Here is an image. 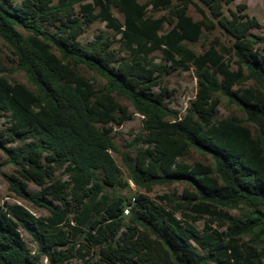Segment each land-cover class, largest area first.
Returning <instances> with one entry per match:
<instances>
[{"label":"trees","instance_id":"obj_1","mask_svg":"<svg viewBox=\"0 0 264 264\" xmlns=\"http://www.w3.org/2000/svg\"><path fill=\"white\" fill-rule=\"evenodd\" d=\"M234 2L0 0V37L33 86L0 74V113L9 119L0 130V149L16 166V174L7 175L10 189L49 211L38 217L22 204L0 205V264H45L43 258L71 264L77 253L86 258V247L98 259L84 264H262L261 253L241 242L261 218L228 212L243 200L264 206V31L251 34L264 26L246 3L230 8ZM191 6L202 19L188 14ZM150 7L168 13L152 18ZM96 20L121 37L98 34L83 45L82 32ZM165 24L170 28L164 32ZM216 27L233 38L236 69L216 47L197 54L185 43ZM157 50L165 62H156ZM190 67L198 88L179 115L166 103L172 91L164 76ZM219 93L246 117L218 118ZM121 97L143 116L135 151L123 152L128 178L112 154L118 150L113 126L134 114ZM192 149L211 162L186 161ZM129 178L145 190L175 182L186 187L165 206L144 193L119 194L116 188L127 187ZM29 182L40 190L32 191ZM205 216L226 230L200 231L193 222ZM82 236L87 243L76 248Z\"/></svg>","mask_w":264,"mask_h":264},{"label":"rangeland","instance_id":"obj_2","mask_svg":"<svg viewBox=\"0 0 264 264\" xmlns=\"http://www.w3.org/2000/svg\"><path fill=\"white\" fill-rule=\"evenodd\" d=\"M20 1V0H17ZM91 0H82V3L90 2ZM141 3H145L148 0H139ZM240 3H246V11L250 16L257 17L262 26H264V0H235L233 4L230 5V8L236 9L237 5ZM80 6H77L79 9ZM227 11V8H226ZM113 14L120 22H124V14L121 13L117 8H113ZM168 13V10L165 8L154 9L152 7L148 10V15L152 18H159ZM80 14V13H79ZM188 14L193 16L195 20L202 19V14L198 11L195 6L189 8ZM50 30H55L54 27L46 24ZM170 28L169 25L165 24L163 31H168ZM263 27L254 28L251 30L252 35H261L263 34ZM98 34L110 35L119 39L121 34H116L115 30L108 26L106 21L96 20L90 25L86 26L84 31L80 36V40L83 45L87 46L88 43L93 40ZM185 43L197 54L205 52L210 47L214 46L216 49L225 56V59L232 64V68L236 69L237 57L234 53L232 44L233 38L228 35L220 27H216L212 30H207L204 28L202 36L197 41H185ZM114 47L117 49L120 48V42H116ZM155 56L156 62H165L163 59L166 54L162 50H157L153 53ZM14 54L11 51L10 47L3 41L0 37V74L9 78L11 81H18L25 83L26 85L33 87L31 82L28 80L25 72L17 68V64L14 60ZM170 64V63H169ZM81 71L87 76L95 80L98 85H105L106 79L99 76L95 72L88 70L86 67H81ZM165 84L168 85L169 89L172 91L170 97L166 99L167 105L179 112V115H184L186 108L189 102L194 99L197 88H198V78L196 76L194 67L189 69H178L171 74L165 75ZM251 82H247L245 85H249ZM236 88V87H235ZM220 104L218 118H226L230 116H237L239 118H245L246 115L234 102H232L229 97L223 93L218 94ZM120 100L129 107V110L134 113L135 108L132 103L124 97H121ZM9 125V119L4 113H0V130L6 128ZM253 126V125H252ZM254 131H256L255 126H253ZM143 131V116L139 113H134L132 118L125 121L120 126H113L112 135L114 142L118 150H113L112 154L116 159L119 167L120 173L125 178L129 177L127 167L123 160V152H134L135 146L133 145L135 137ZM188 162H195L201 160L204 162H211V158L195 149H192L184 158ZM16 174V166L11 163L8 159V156L0 149V205H12L15 203L22 204L32 211L36 216H47L49 211L45 207H41L33 203L27 198L19 196L15 191L11 190L9 187V181L7 175ZM57 177H62L64 179L67 176L62 172L58 171L56 173ZM29 187L32 191H39L40 187L33 182H29ZM186 184L183 182H175L168 185H154L151 190H145L139 188L130 178L129 185L127 187H117L116 190L119 194L125 197H133L138 193H144L148 195L153 200L168 206L170 204L169 199L179 200L180 195ZM162 197H167V199H162ZM228 212L234 216L241 218H256L260 217L261 222L255 226L254 231L241 238V242H249L262 256V264H264V206L256 207L249 204L247 201H240L232 208H228ZM181 218L183 215L178 214ZM190 220V219H189ZM127 221V219H126ZM191 221V220H190ZM195 226L200 231L210 232L213 229L224 231L226 226L220 225L218 220L212 219L210 216L201 217L193 222ZM212 228V230H211ZM23 238L26 240L28 245L36 251L38 249L36 242L32 236L21 228ZM76 248H82L84 243L87 241L84 237L77 238ZM246 248V247H245ZM82 252H85L86 258L89 260H97L98 256L94 248L86 247L82 249ZM85 259L82 258L80 253H77L71 261V264H84ZM45 264H49L47 258H43Z\"/></svg>","mask_w":264,"mask_h":264}]
</instances>
